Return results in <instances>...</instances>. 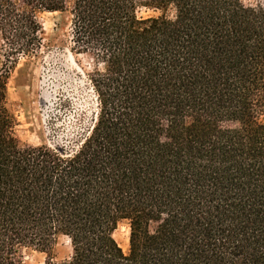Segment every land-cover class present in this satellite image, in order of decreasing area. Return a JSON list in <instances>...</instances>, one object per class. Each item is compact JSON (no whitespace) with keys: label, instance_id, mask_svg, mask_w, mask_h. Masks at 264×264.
<instances>
[{"label":"trees","instance_id":"1","mask_svg":"<svg viewBox=\"0 0 264 264\" xmlns=\"http://www.w3.org/2000/svg\"><path fill=\"white\" fill-rule=\"evenodd\" d=\"M42 12L68 14L65 43L91 62L96 108L73 146L15 136L8 80L40 54ZM26 249L264 264V0H0V264Z\"/></svg>","mask_w":264,"mask_h":264},{"label":"rangeland","instance_id":"2","mask_svg":"<svg viewBox=\"0 0 264 264\" xmlns=\"http://www.w3.org/2000/svg\"><path fill=\"white\" fill-rule=\"evenodd\" d=\"M138 11L140 16L156 14L146 8ZM68 18L65 12L38 15L44 46L31 63L21 59L8 80V102L16 119L15 136L21 146H73L79 124H87L95 112V96L87 77L91 62L87 56L71 52L65 43ZM114 236L123 250H127L126 222L119 224ZM53 253L57 259L67 257L68 240L60 237ZM24 258L27 264H43L45 254L26 249Z\"/></svg>","mask_w":264,"mask_h":264}]
</instances>
